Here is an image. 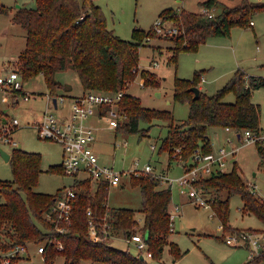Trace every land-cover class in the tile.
Here are the masks:
<instances>
[{"label": "trees", "instance_id": "obj_1", "mask_svg": "<svg viewBox=\"0 0 264 264\" xmlns=\"http://www.w3.org/2000/svg\"><path fill=\"white\" fill-rule=\"evenodd\" d=\"M219 3V0L199 1L208 11L166 7L160 12V16L172 19L180 29L178 33L166 35L172 41L168 46L172 51L168 56L169 63L176 61L183 50H197L212 35L230 34L235 24H251L252 14L264 9L263 0H240L234 5L223 4L219 13L209 11V8ZM10 11L12 21L20 24L26 35V43L19 54L18 68L22 78L29 79L42 73L49 94L60 95L57 90L63 87V83L55 78V73L59 69L72 67L77 71L85 90L125 89L120 109L126 117L116 130L145 134L149 127L142 126V122L151 124L156 118L172 120L159 148L160 152H169L170 160L177 158L186 166L192 161L197 147L203 152L211 151L210 128L214 126L229 125L240 131L247 128L254 132L264 131L261 126V104L253 100L254 89L264 86L263 75L252 74L247 78L248 73L238 68L215 93L210 94L201 89L196 98L191 86H199L203 79L202 72L196 71L193 78L176 75L174 97L189 102L188 117L176 123L171 110L147 106L141 96L127 89V85L139 74L145 86H158L161 83L156 71L140 65V47L147 45L152 37L159 36L152 29L145 33L136 27L133 38H122L108 26L104 9L96 0H37L35 7L20 8H13L0 0V12ZM230 90L235 92L234 101L223 98ZM22 91L14 90L18 93ZM16 129L17 126L14 131ZM256 144L264 162V141ZM10 161L14 179L0 178V194L5 197V201L0 202L2 250L11 249L17 244L44 241L45 264H55L53 261L57 255L65 257L64 264H80L83 259L90 260L89 264H150L148 259L130 249L114 246L107 239L91 238L87 215V209L91 206L99 220L106 213L109 214L115 232L126 237L142 233L153 257H161L168 242L175 255L181 253L177 243L169 239L172 231L169 213L172 188L170 183L161 185L162 178L154 172L132 176L142 189L143 226L135 217L136 209L108 204L109 188L106 182L92 189L90 179L83 178L73 182L76 196L73 199L72 224L60 232L46 219L45 213L50 211L64 187L55 194L35 190L42 171L41 152L16 146L11 152ZM55 169L61 171L63 168L61 164L51 165V170ZM200 181L204 189L211 191L214 188L215 195L209 200L213 203L214 212L223 219V226L227 225L229 198L235 193L242 196L244 210L255 213L264 221L263 197L251 189L250 183L243 179L236 167L213 172ZM222 190L227 191L228 197L219 196ZM39 222H43L47 228H42ZM247 230L258 231L252 227ZM59 241L64 244L62 250L56 248ZM262 260L264 249L246 263L259 264Z\"/></svg>", "mask_w": 264, "mask_h": 264}, {"label": "rangeland", "instance_id": "obj_2", "mask_svg": "<svg viewBox=\"0 0 264 264\" xmlns=\"http://www.w3.org/2000/svg\"><path fill=\"white\" fill-rule=\"evenodd\" d=\"M102 6L110 28L122 38H133V30L138 27L148 33L152 25L159 18L160 12L166 7L185 8L198 11L202 7L200 0H96ZM220 3L213 7V13L222 11V5H234L238 0H219ZM259 1V0H253ZM264 1V0H263ZM13 8L35 7L37 0H2ZM12 11L0 12V75H6L12 67L20 66L19 54L25 45L24 28L13 23ZM254 24L233 25L230 34L212 35L202 42L197 50H183L176 61L168 62L170 39L159 34L140 47V65L156 71L161 78L158 86L143 85L140 74L127 85L130 93L142 96L143 103L147 106L169 109L173 112L176 123L184 121L189 115V102L180 101L174 97L175 76L193 78L196 71L202 72L204 77L201 82L204 91L212 94L224 86L235 74L238 68L244 69L250 75L264 76V9L258 10L251 17ZM161 35V36H160ZM17 58V59H14ZM156 60V61H153ZM155 62L157 63L154 64ZM22 78V76H21ZM55 78L63 83L58 94L73 95L83 91L84 86L75 69L68 67L59 69ZM24 90L31 91L29 99L24 98V93L14 92L13 89L0 84V147L12 152L17 146L26 150L39 151L42 154L39 182L35 190L55 194L58 189L70 186L74 175L51 170V165L59 164L63 159L62 144L43 138L39 135L38 128L32 124L44 110L53 109L48 85L42 73L29 79H24ZM72 90V91H71ZM159 91L162 94H159ZM73 92V93H72ZM224 100L234 101L235 92L227 91ZM171 100V102H169ZM253 100L262 107L261 126L264 130V86L253 91ZM63 106V105H62ZM6 110L7 113H4ZM9 120L4 122L2 116ZM3 117V118H4ZM14 118L20 123L13 124ZM94 120V117H92ZM170 119L156 118L151 124L142 122V126L149 127L147 133H125L115 128L99 129L96 134L94 147L98 151L100 161L114 166L118 170L144 169L151 163L155 173H165L172 188V199L169 210L176 205L180 209L172 220L170 235L181 253L177 256L171 248L170 242L165 245L161 257H152L150 264H247L250 260L251 246L231 245L226 241L228 234L235 231L255 228L264 229V221L255 213L244 210V200L239 193L229 198V214L227 225L222 227L223 219L216 214L211 205H198L189 195L190 184H183L180 177L185 172L186 166L177 158L170 160L167 150L159 151L162 138L166 136ZM106 123V122H105ZM100 124L104 122L99 121ZM18 126L13 133L12 130ZM106 126V124H105ZM264 132V131H263ZM217 133V134H216ZM210 136L214 148L225 145L228 149L237 148L234 154L235 161H231L227 170L236 167L237 172L247 183H251L253 190L264 196V162L256 142H248L237 136V129H226L225 126L210 128ZM9 138L10 141L5 140ZM16 140V143H13ZM154 145L156 147H154ZM132 174L123 175L119 184L112 185L108 191V204L116 207H130L136 209L135 217L141 226L144 225L145 215L141 210L143 194L140 185L132 179ZM0 178L14 179L13 166L10 159H6L0 151ZM167 178L162 179L161 185H168ZM195 185L201 187V181ZM202 189L207 199L215 193ZM214 192V193H213ZM215 195V194H214ZM221 198L228 197L227 191L222 190ZM5 197L0 194V202ZM46 215V213H45ZM52 224L56 223L45 216ZM42 228H47L39 222ZM109 241L117 247L130 249L138 253L136 241L129 242L121 233ZM170 239V238H169ZM171 240V239H170ZM29 243L28 247L34 251L38 244ZM8 251L10 249H7ZM2 248H0V253ZM39 264H44L40 255L36 256ZM65 257L57 255L55 264H64ZM90 260L83 259L80 264H89ZM19 264V263H16ZM264 264V260L259 262Z\"/></svg>", "mask_w": 264, "mask_h": 264}, {"label": "built area", "instance_id": "obj_3", "mask_svg": "<svg viewBox=\"0 0 264 264\" xmlns=\"http://www.w3.org/2000/svg\"><path fill=\"white\" fill-rule=\"evenodd\" d=\"M205 11H208V9L205 8ZM253 22L251 20V23ZM152 31L156 34L171 35L178 33L180 29L172 19L159 16L152 25ZM0 84L13 90L23 89L22 93L25 94V99H29L32 96L30 91L24 90L19 68L12 67L6 75H0ZM125 91V89L116 91L87 89L79 95H72L70 97L64 94L55 95L59 105L62 104L63 107L70 106V111L58 114L53 110H46L38 117L35 126L38 128L39 135L46 139L56 140L62 144L64 149L62 167L65 173L74 175V180L90 179L93 187L106 182L108 188H110L112 185L119 184L122 176L128 175V173L138 175L142 172H154L151 163L146 164L144 169L118 170L112 165L101 162L99 154L92 146V142L96 139L98 126L91 123L90 119L97 117L105 120L106 126L117 128L122 119L126 117V114L122 113L120 109V102ZM50 97L53 98L54 96L51 95ZM19 123L20 121L14 118L13 124ZM225 127L228 130L232 129L229 125ZM12 132H14V129ZM238 132H241V136H237L246 139L248 142L264 141L263 131L254 132L252 129L247 128L241 131L237 130V134ZM5 140L10 141L9 138H5ZM13 141V143H16V140ZM154 147L156 146L154 145ZM236 150L237 148L235 147L228 149L225 145H221L216 149L213 147L209 152H203L200 147L195 149L192 161L186 165L185 172L179 179L184 185L190 184L189 195L196 204L207 206L211 205V201L202 193V189L204 188L195 185V182L200 181L203 177L213 172L227 170L226 168L234 157ZM155 174L162 179L167 178L169 180L165 173ZM250 185L251 189H253L254 187H252L251 183ZM75 196L76 187L72 183L60 191L50 211L46 212L45 216H48L56 223L55 228L57 231L63 232L72 224L73 199ZM179 209V205H176L169 210L171 226L173 217L178 213ZM87 215L90 236L94 240L107 239L109 241L112 237L119 235L113 230L109 214L106 213L99 220L95 216L91 206H89ZM126 238L129 242H137L138 254L140 256L143 255L146 259L153 257L148 242L142 233H134ZM226 241L233 245H250L251 253L249 258H252L264 249V229L258 231H235L227 235ZM56 248L62 250L64 248L63 242L59 241L56 244ZM30 249L28 245L17 244L9 251H2L0 253V264H39L37 255H40L45 264L47 260L45 254L46 243L38 244L34 251Z\"/></svg>", "mask_w": 264, "mask_h": 264}, {"label": "crops", "instance_id": "obj_4", "mask_svg": "<svg viewBox=\"0 0 264 264\" xmlns=\"http://www.w3.org/2000/svg\"><path fill=\"white\" fill-rule=\"evenodd\" d=\"M201 1V0H200ZM238 1H240V0H238ZM216 5H218V4H216ZM216 5H214V6H212L211 8H209V11H211L212 13H213V7H215ZM201 6V5H200ZM202 7V6H201ZM175 8V7H174ZM206 8V7H205ZM205 8L204 7H202L200 10H198V11H202V10H205ZM177 9H183V8H177ZM192 11H195V10H192ZM215 12V11H214ZM217 13V12H216ZM253 20V19H252ZM254 21V20H253ZM13 22V21H12ZM14 23V22H13ZM254 24V22L253 23H251V25H253ZM24 37H25V43H26V35H25V33H24ZM19 58V57H18ZM14 59H17V58H14ZM204 78V77H203ZM141 82H142V80H141ZM199 87L201 88V89H203V84H202V82H200V84H199ZM72 91V90H71ZM85 91V89H83V91H81V92H79V93H76V94H74L73 92V95H79V94H81V93H83ZM31 92V91H30ZM33 94V93H32ZM159 94L161 95L162 94V92H160L159 91ZM50 96H51V94H49ZM136 95V94H135ZM68 96H72V95H68ZM54 97H56L55 95H54ZM53 97V98H54ZM53 98H51L50 97V99H52L51 101H52V106H53V109H46V110H53L54 112H56V113H58V114H61V113H68L69 111H70V106H67V107H63L62 106V104H60L59 105V103H58V101H57V106L55 105V103H54V101H53ZM141 98H142V96H141ZM143 100V99H142ZM169 102H171V100H169ZM46 110H44V111H46ZM43 111V112H44ZM4 113H7L6 112V110H4ZM4 115L5 114H3V116H2V119H3V121L4 122H6V121H8L9 119H7L6 117H4ZM4 117V118H3ZM37 119L38 118H34L33 119V121L31 122L32 124H34L35 125V123L37 122ZM99 121H102V122H104V124H100V127L98 126L99 125ZM90 122L91 123H94V124H96L97 126H98V128H97V132H98V130L99 129H103V128H105V127H107V128H110V127H108V126H105V120H102V119H99V118H97V117H94V120H92V118L90 119ZM216 127V126H215ZM17 128H18V126H17ZM116 129V128H115ZM16 131V130H15ZM14 131V132H15ZM13 132V133H14ZM97 132H96V134H97ZM217 134V133H216ZM211 137V136H210ZM212 138V137H211ZM52 140V139H51ZM54 141H56V140H54ZM95 141H96V139L92 142V146L94 147V144H95ZM58 142V141H57ZM60 143V142H59ZM63 147V146H62ZM94 149H95V147H94ZM216 149V148H215ZM96 150V149H95ZM97 153H98V151H97ZM10 154H11V152H10ZM63 156H64V149H63ZM10 157H11V155H10ZM232 159H235L234 157L232 158ZM231 159V161H233ZM63 160V159H62ZM236 160V159H235ZM234 160V161H235ZM61 164V167H62V162L60 163ZM63 168V167H62ZM62 172H64L65 173V171H63V169L61 170ZM167 185V184H166ZM163 186H165V185H163ZM92 189H96V187H93L92 186ZM222 227H224L223 225H222ZM241 230V229H240ZM243 230H247V229H244L243 228ZM239 231V230H238ZM121 235V234H120ZM169 238L172 240V238H171V236H169ZM230 244V243H229ZM231 245H233V244H231ZM2 252V251H1ZM150 258H152V257H150ZM149 259V258H148Z\"/></svg>", "mask_w": 264, "mask_h": 264}, {"label": "water", "instance_id": "obj_5", "mask_svg": "<svg viewBox=\"0 0 264 264\" xmlns=\"http://www.w3.org/2000/svg\"><path fill=\"white\" fill-rule=\"evenodd\" d=\"M191 89L194 91V98H196V97H198L199 96V94H200V92H201V88L198 86V85H193V86H191ZM53 101H54V103H55V105L57 106V97H54L53 98ZM238 136H241V132H238V134H237ZM0 151H1V153L4 155V157L6 158V159H10V152H8V151H6L5 149H3L2 147H0ZM233 161L235 160V159H232ZM141 257L142 258H144L143 257V255H141Z\"/></svg>", "mask_w": 264, "mask_h": 264}]
</instances>
